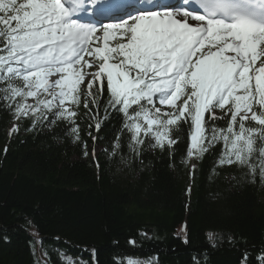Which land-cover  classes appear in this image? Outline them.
Here are the masks:
<instances>
[{
    "label": "snow or ice",
    "instance_id": "6c2138e0",
    "mask_svg": "<svg viewBox=\"0 0 264 264\" xmlns=\"http://www.w3.org/2000/svg\"><path fill=\"white\" fill-rule=\"evenodd\" d=\"M86 4L0 0V108L19 122L9 135L27 120L25 130L64 124L79 141L81 108L91 117L103 105L122 115L137 155L146 140L172 149L173 130L187 123V157L222 143L221 166L264 182V0H183L195 9L100 27L77 18ZM256 260L264 264V251ZM241 264H251L247 252Z\"/></svg>",
    "mask_w": 264,
    "mask_h": 264
},
{
    "label": "trees",
    "instance_id": "16d2710c",
    "mask_svg": "<svg viewBox=\"0 0 264 264\" xmlns=\"http://www.w3.org/2000/svg\"><path fill=\"white\" fill-rule=\"evenodd\" d=\"M93 112L81 108L77 141L64 124L27 120L10 136L19 122L0 108V264H241L245 252L258 264L264 182L221 166L222 143L189 158L181 123L172 149L146 140L137 155L121 114Z\"/></svg>",
    "mask_w": 264,
    "mask_h": 264
},
{
    "label": "rangeland",
    "instance_id": "374dc122",
    "mask_svg": "<svg viewBox=\"0 0 264 264\" xmlns=\"http://www.w3.org/2000/svg\"><path fill=\"white\" fill-rule=\"evenodd\" d=\"M99 152H100V149L99 148L93 147V149L89 152V158H90V160L96 158V156L99 154Z\"/></svg>",
    "mask_w": 264,
    "mask_h": 264
},
{
    "label": "bare ground",
    "instance_id": "6f19581e",
    "mask_svg": "<svg viewBox=\"0 0 264 264\" xmlns=\"http://www.w3.org/2000/svg\"><path fill=\"white\" fill-rule=\"evenodd\" d=\"M91 2H95V0H90L89 3L91 4Z\"/></svg>",
    "mask_w": 264,
    "mask_h": 264
}]
</instances>
